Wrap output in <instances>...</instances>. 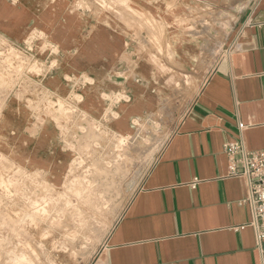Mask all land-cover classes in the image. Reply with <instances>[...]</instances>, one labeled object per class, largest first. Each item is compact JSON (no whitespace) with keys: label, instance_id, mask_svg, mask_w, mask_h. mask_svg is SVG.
Segmentation results:
<instances>
[{"label":"crops","instance_id":"0c3cea01","mask_svg":"<svg viewBox=\"0 0 264 264\" xmlns=\"http://www.w3.org/2000/svg\"><path fill=\"white\" fill-rule=\"evenodd\" d=\"M113 2L0 0V37L27 43L30 56L46 64L56 62L39 89L21 101L9 99L0 115V153L20 169L60 184L73 157L63 137L75 123L89 121L129 137L136 119L129 115L132 103L151 100L154 107L142 115L161 100L155 75L164 70L134 42L138 20L132 12H155L161 21L172 9L180 19L226 10L231 28L224 55L91 264H264V242L257 246L243 202L245 181L229 175L223 151L234 140L249 151H264V0ZM177 17L163 24L174 30ZM171 37L175 63L184 66L193 50Z\"/></svg>","mask_w":264,"mask_h":264},{"label":"rangeland","instance_id":"374dc122","mask_svg":"<svg viewBox=\"0 0 264 264\" xmlns=\"http://www.w3.org/2000/svg\"><path fill=\"white\" fill-rule=\"evenodd\" d=\"M174 10L160 15L161 21L155 12H132L138 20L132 29L134 42L164 72L155 75L163 88L156 108L141 115L154 107L147 96L129 108V115L136 118L129 137L89 121L75 123L63 137L73 157L58 185L44 174L20 169L0 153V264H91L97 257L148 168L225 52L231 28L228 11L212 9L197 14V19H180ZM174 17L177 24L172 30L163 22ZM142 20L147 26L139 25ZM142 32L147 37L140 39ZM171 35L178 46L193 50L184 66L175 63ZM29 50L27 43L16 45L0 37V115L11 97L21 101L24 93L39 89L56 69L55 61L46 64V59L30 56L34 51Z\"/></svg>","mask_w":264,"mask_h":264},{"label":"built area","instance_id":"2783aa9c","mask_svg":"<svg viewBox=\"0 0 264 264\" xmlns=\"http://www.w3.org/2000/svg\"><path fill=\"white\" fill-rule=\"evenodd\" d=\"M242 130L243 126L239 125ZM223 151L229 162V175L245 181L251 226L258 247L264 242V151H249L242 140L226 142ZM194 181L191 187H195Z\"/></svg>","mask_w":264,"mask_h":264},{"label":"bare ground","instance_id":"6f19581e","mask_svg":"<svg viewBox=\"0 0 264 264\" xmlns=\"http://www.w3.org/2000/svg\"><path fill=\"white\" fill-rule=\"evenodd\" d=\"M72 141V140H71ZM45 222V221H44Z\"/></svg>","mask_w":264,"mask_h":264}]
</instances>
